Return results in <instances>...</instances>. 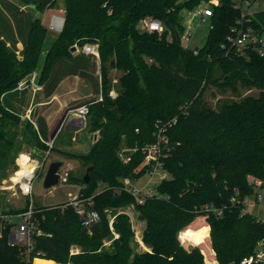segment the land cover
Instances as JSON below:
<instances>
[{
	"label": "trees",
	"instance_id": "trees-1",
	"mask_svg": "<svg viewBox=\"0 0 264 264\" xmlns=\"http://www.w3.org/2000/svg\"><path fill=\"white\" fill-rule=\"evenodd\" d=\"M209 1L63 0V27L49 49L44 42L47 30L37 19L29 24L21 59L0 37V171L23 123L4 98L36 69L42 52L39 85L50 78L55 63L73 56L70 47L97 44L101 85V100L89 103L85 125L89 133H98L97 140L85 154L65 153L86 165L88 181L83 174L70 176L69 183L81 188L82 197L91 198L89 208L100 220L86 227L70 206L34 207L37 228L44 234L33 237V249L26 253L25 246L8 243L11 224L2 223L0 264H31L34 258L61 264H204L208 235L196 244L202 250H187L178 237L198 216H205L218 264H240L264 242V222L242 214L243 199L256 193L248 178L260 180L264 188V53L247 49L241 54L227 43L240 19L236 0L210 4L208 32L196 53L181 46V11ZM56 2L36 0L35 5L52 9ZM147 17L160 21L164 31L139 30V21ZM249 18L243 23L264 33V11ZM110 69L122 73L114 99L108 94ZM207 86L236 96L239 89L259 92L212 108L203 98ZM173 119L165 132L169 152L161 160L168 177L155 187L157 194L138 204L120 180L147 172V166L135 172L143 161L141 149L155 142L158 122ZM23 130L48 151L29 120H24ZM122 144L137 149L128 162L118 156ZM130 206L144 222L141 241L148 250L137 251L130 217L117 211ZM205 206L222 212H204ZM106 210H114L111 224ZM14 213L13 208L4 211ZM73 247L78 252L71 254Z\"/></svg>",
	"mask_w": 264,
	"mask_h": 264
},
{
	"label": "rangeland",
	"instance_id": "rangeland-1",
	"mask_svg": "<svg viewBox=\"0 0 264 264\" xmlns=\"http://www.w3.org/2000/svg\"><path fill=\"white\" fill-rule=\"evenodd\" d=\"M35 1L36 0H0V37L4 39V41L7 43L11 50L16 52V55L20 59L22 58L21 54L24 49V42L28 33L30 22L37 19L40 21V24L46 28L47 33L44 42H46L47 44L46 49H49L51 47L49 45H51L55 37L60 33L58 29L62 25L61 22L59 27L56 29L55 27H53V20L54 18H64L63 0H57L56 6L52 9H37ZM180 15L182 17V24L186 25V20H189L188 11L182 10ZM208 28V18L204 22L199 21L197 17L193 18L192 25L189 29V33L191 35L189 47L191 49L196 50V48L201 47L204 44ZM86 46H93L94 48L96 47V51L98 53L97 44L85 45L82 47L73 45L69 49L73 56L70 57V59L62 58L57 63H55L50 78L44 83V85L41 86L38 84L37 81L40 76L41 65L44 60V55L46 51L42 52L41 56L38 59L39 64L36 69H34L30 74L27 75V77L23 81L19 83L17 89L15 90L16 92L7 95L4 98V103L18 114H21L25 107L28 108L33 104L32 108H36L33 120H42V118L39 116V113H41V110L43 108H48L49 105H52V103L48 102V98L46 97H48L49 94L60 90V81L62 79H67L66 83L73 88V91L65 95L63 94V98H56L55 103L60 104L63 101L67 100L68 106L71 107L64 110L61 116L55 120V123L58 124L64 115H66L67 119V116L71 114L70 110L72 108L81 104L90 103L84 102L85 100L92 98L97 99V96L100 94L101 89L99 88V62L97 61V58L95 56L88 55L84 52L83 49ZM73 47L75 48V51L72 52L71 48ZM121 74V72L115 69H110L108 71V78L111 85L109 93L111 90H114L115 97L116 95H118L119 92L118 78L119 76H121ZM61 91L62 87L60 92ZM17 92H21V94ZM93 92L95 94L92 95ZM258 92L259 91L255 89H239V96H236L231 92H226L222 94L218 92L216 88L212 86H207L203 92V98L208 106L215 108L218 103L223 100H238L246 96H257ZM34 95H36L35 99L33 98ZM98 100H101V98ZM43 102H48L46 103V105H44L45 107L41 106L40 104ZM20 118L23 123L24 120H27L25 118H22L21 116ZM23 123L19 127L21 131L19 132V135L17 137V142L15 143V146L9 154V157L5 166L3 167V170L0 171V215L4 214L6 205H9L16 211V213H14V222H19L23 219L22 216L29 206H32V208L53 206L68 201V195H74L77 192V188L68 185L61 186L59 185V183L52 188H44L43 181L47 168L52 162H61L63 165H66V160H73L69 159V156L66 155L65 152L62 153L59 151L61 150L62 146L68 147V149L73 152H69V154H85L89 151L91 145L98 138L97 132L89 133L86 128L80 130V132L76 134L73 133V131H66L62 127L53 139L54 145H52L50 149L48 148V151H44L42 148L38 147L35 142H31L30 138L28 139V134L25 133V130H23ZM37 124L42 126L39 121H37ZM164 125V121L158 122L157 126L155 125V131H157L159 128H162ZM40 126H38V128L42 129ZM53 129L51 130V132L53 131ZM46 137L47 136H44V139ZM46 141L48 142V140ZM33 149H35L37 152L40 151V153H33ZM135 151H137L136 148L127 149L125 145L123 146L122 144L120 149L118 150V156L123 162H128L130 160V155ZM23 154L26 155L29 159L33 158L32 160H36L39 163L42 159H46L43 170L41 169L40 174L38 172V176H36L32 182L31 198L22 196L19 193L17 186L13 184V178L21 170L19 169L21 167L17 164V160ZM45 156L47 157L45 158ZM73 164L75 165L76 169L70 173V176L80 178L83 174L85 176L87 172L86 165H82L78 160H74ZM142 166L143 164L140 163L136 168L135 172L140 170ZM126 180L129 181L128 190H130L131 193L133 192L134 195L132 196L134 197L135 201H141L143 203L146 197H150L157 194L155 187L162 180V174L161 171H155L152 175L145 173L138 179L136 177L129 176L122 178L120 181L123 184ZM256 181L260 180L256 179ZM255 185V191H262V194L264 195V188L260 189V186H258L257 184ZM103 188V185L99 186L96 192L101 191ZM247 210L248 213L255 216L258 220L264 222V202L253 203L252 205L247 206ZM117 211L129 214L128 216L130 217V220L132 222L133 230L135 232V238L139 237L138 228H140V225L144 227V222L141 221L138 227L139 221L137 220V215L135 214L133 206ZM113 212L114 210H106L107 217L109 218V220L112 219ZM202 217L205 218V216ZM189 225L187 227H189ZM179 234L178 237L180 238ZM200 236L192 238L194 245L203 240V237ZM180 240L179 241L184 246V248L189 250L188 246L191 244L183 243L181 238ZM197 247H199L200 250H202L203 248L202 245H197ZM136 249L137 251L145 250L143 247L140 248L139 244ZM146 250L148 249L146 248ZM77 252L78 248L75 247L70 250L71 254ZM34 259L31 264H34Z\"/></svg>",
	"mask_w": 264,
	"mask_h": 264
},
{
	"label": "built area",
	"instance_id": "built-area-1",
	"mask_svg": "<svg viewBox=\"0 0 264 264\" xmlns=\"http://www.w3.org/2000/svg\"><path fill=\"white\" fill-rule=\"evenodd\" d=\"M236 6L240 8L241 14L240 19L237 20V27L233 29L234 35L227 37V43L229 46L234 47L241 54L244 53L247 49H253L258 52L260 55L264 53V33L253 28L249 24H244L243 22H249L250 18L254 13L259 11H264V0H242L241 2L235 1ZM216 3L215 0H210L208 3L202 2L196 8L191 11H188L189 20H186V25L184 26V31L180 36V43L186 49H191L189 47V41L191 35L189 33L190 26L192 25L193 18L197 17L199 21L204 22L211 15L212 10L210 4ZM191 14V15H190ZM138 29L148 32H157L161 34L164 31L162 23L158 20L152 18H145L139 21ZM225 46V45H222ZM84 52L88 55L98 57L96 47L86 46L84 47ZM194 53L197 51L194 50ZM111 98L115 97L114 90H111L109 93ZM117 96V95H116ZM89 104H81L70 110V113L77 118H84L86 120V115L88 113ZM175 122V119L167 122L162 128H159L155 133V142L148 144L141 149L143 155V166H147L148 170L146 173L152 175L155 171H161L162 179L167 178L168 174L162 170L161 160L165 158L169 152L168 139L165 135L167 128ZM52 140L47 142V146L50 149L52 147ZM47 156H45L46 158ZM45 159L41 160L40 163L36 160L28 158V162L32 164V168L29 171H26V175H23L17 179H13V184L17 186L19 193L24 197L31 198L32 196V182L37 176V173L41 171L43 167V162ZM71 168L68 165H61L57 171L58 174V183L59 185H68L69 177L71 173ZM166 176V177H165ZM249 182L252 185L257 184L260 186L261 182L256 181L253 177L248 178ZM30 185V190L25 193L22 185ZM123 190L129 192L131 195H134L128 190L129 181L126 180L123 184ZM256 186V185H255ZM264 202V195L261 192H256L252 197H245L242 201L244 208L242 214L248 213L247 206L252 205L253 203ZM141 204V201L137 202ZM61 209H65L67 206L73 208L75 213L81 217L82 225L89 227L91 224L96 223L100 220L99 214L97 211L90 209L92 206L91 198L82 197L81 188L77 187V192L74 195H68V201L58 204ZM216 212L221 214V209H215L212 206H205L204 212ZM37 211L29 206L22 216V220L19 222H14L15 215H0V225L2 223L9 222L11 224V230L8 237V243L10 245H23L26 248V253H29L33 249V237L43 235V231L37 228V219L35 218V213ZM112 220H110L111 224ZM37 255H40V252H37ZM264 261V242H259L257 249L254 254L244 258L240 264H258L259 262Z\"/></svg>",
	"mask_w": 264,
	"mask_h": 264
},
{
	"label": "crops",
	"instance_id": "crops-1",
	"mask_svg": "<svg viewBox=\"0 0 264 264\" xmlns=\"http://www.w3.org/2000/svg\"><path fill=\"white\" fill-rule=\"evenodd\" d=\"M97 58V61L99 62V57H96ZM100 75V74H99ZM66 80L67 79H62L61 81H60V84H59V88H60V90H61V87H62V91L60 92V90H58V91H56V92H54V93H51V94H49L48 95V97H46V98H48V102H50V103H52V105H49L48 106V108H43L42 110H41V113H39V116L42 118V120H33V118H34V114H35V109L36 108H32V106H33V104L30 106V107H25L24 109H23V111L21 112V114H20V116L22 117V118H25V119H27V120H29L32 124H33V126H34V128H35V130L37 131V133H38V136H39V138H40V140L43 142V143H45L46 145H47V141L46 140H48V141H51V135H52V133H53V131H54V129L53 128H55V126L57 125V123H55V120L56 119H58L60 116H61V114H62V112L64 111V110H66L67 108H70L71 106H68V101L66 100V101H63L62 103H60V104H57V103H55L56 102V98H63L62 96H63V94L65 95V94H68V93H71L72 91H73V88L70 86V85H68L67 83H66ZM42 86V85H41ZM99 88H101V85H100V87ZM17 93H19V92H17ZM19 94H21V92L19 93ZM33 94V93H32ZM31 94V95H32ZM35 94H36V92H35ZM93 94H95L94 92L92 93V95ZM8 95H10V94H8ZM7 96V95H6ZM29 97H30V94H29ZM35 97H36V95H34V99H35ZM98 98L97 99H95V98H92V99H88V100H85L84 102H92V101H95V100H98V99H100L101 98V89H100V94L97 96ZM90 100V101H89ZM48 102H43V103H40L41 104V106H44V105H46V103H48ZM83 103V102H82ZM54 106H55V108H54ZM35 107V106H34ZM45 107V106H44ZM50 107V108H49ZM32 109V110H31ZM49 109H51V110H49ZM67 121H69V127L70 128H72V127H77V125L79 124V118H77V117H75V116H73L72 114H69L68 116H67V119H66ZM37 121H39L40 123H41V125L42 126H40V125H38L37 124ZM85 125H86V120H85ZM38 126H40L42 129H39L38 128ZM38 129H39V131H38ZM53 129V131L51 132V130ZM82 129H85V126H84V128H82ZM82 129H69V130H67V129H65L66 131H73V133H78V132H80V130H82ZM49 132H51V133H49ZM44 136H47L45 139H44ZM52 145H54V141L52 140ZM60 152H62V153H73V152H71V150H69L68 149V147H66V146H62V148H61V150H59ZM32 152L33 153H36V154H38V153H40V151H36L35 149H33L32 150ZM43 160V159H42ZM45 161H46V159H45ZM45 161L43 162V167L45 166ZM57 161H60V160H57ZM73 162H74V160H66V165H68L70 168H71V170L73 171V170H75L76 169V167H75V165L73 164ZM62 164V163H61ZM30 165H31V167H32V164L30 163ZM43 167H42V170H43ZM19 169H21V168H19ZM71 171V172H72ZM41 172L39 171V174H40ZM17 175V174H16ZM37 176H38V173H37ZM16 177V176H15ZM14 177V178H15ZM13 178V179H14ZM61 186H63V185H61ZM68 186H71V187H78V185H76V184H68ZM32 197V196H31ZM132 207V206H131ZM6 208H7V205H6ZM12 209V208H11ZM122 213H124V212H122ZM127 214V213H126ZM129 215V214H128ZM113 219H114V216L112 217V221H113ZM138 220V219H137ZM139 221V220H138ZM110 222V221H109ZM112 223V222H111ZM140 223H141V221H139L138 222V227H139V225H140ZM201 223L203 224L204 223V225H206L207 227H209L208 225H207V223L205 222V218L204 217H202V216H200V217H197L190 225H189V227H192L193 229H196L197 227H198V225H201ZM143 228L144 227H142L141 225H140V228H138V235H139V237H136L135 238V241L139 244V247L141 248V247H143L145 250H146V248H145V246L143 245V243H142V241H141V234H142V230H143ZM208 234H209V230H208ZM191 244V243H190ZM191 245H193V247H196L197 245H194V244H191ZM205 251H206V253H207V258L208 259H206V257L204 258V264H205V262H206V260L208 261V263L209 264H218L217 263V261H216V259H215V255H214V253H213V251H212V249H211V246H210V240H209V235H208V240H207V243H206V247H205ZM34 260H43V261H48V262H53V261H50V260H45V259H38V258H35Z\"/></svg>",
	"mask_w": 264,
	"mask_h": 264
},
{
	"label": "water",
	"instance_id": "water-1",
	"mask_svg": "<svg viewBox=\"0 0 264 264\" xmlns=\"http://www.w3.org/2000/svg\"><path fill=\"white\" fill-rule=\"evenodd\" d=\"M64 23V18H62V25L59 28V31H61L62 26ZM71 51H75V48H71ZM91 103V102H90ZM89 104V103H87ZM85 126V120L84 118H79V124L77 125V127H69V121L66 120V115H64L61 120L59 121V123L57 124V126L55 127L52 135H51V140L54 139L55 135L57 134V132L63 127L64 129H82ZM61 166V162H52L49 164L45 177H44V181H43V186L46 189L52 188L54 187L56 184H58V174L57 171ZM84 182L86 183L88 181V174L86 173L84 176ZM7 209L8 211H11V207L9 205H7ZM189 250H191L193 248V246L189 245ZM55 264H61V263H55Z\"/></svg>",
	"mask_w": 264,
	"mask_h": 264
},
{
	"label": "bare ground",
	"instance_id": "bare-ground-1",
	"mask_svg": "<svg viewBox=\"0 0 264 264\" xmlns=\"http://www.w3.org/2000/svg\"><path fill=\"white\" fill-rule=\"evenodd\" d=\"M61 22H62V18L61 19L60 18H54L53 27H55L57 29ZM24 156H26V155L23 154V155H21V157L19 159L17 158L18 159L17 160V164L21 167V170L26 172V171H29L31 169V165L28 162V157L26 156L27 159H24L23 158ZM200 235L202 237L204 235H206V236L208 235V227L206 225H204V223L203 224L201 223V225H198V227L196 229H193L192 227H187L186 229H184L179 234V236L182 239L183 243H191V244H194L192 238L200 236ZM34 264H55V263L54 262L43 261V260H34Z\"/></svg>",
	"mask_w": 264,
	"mask_h": 264
},
{
	"label": "clouds",
	"instance_id": "clouds-1",
	"mask_svg": "<svg viewBox=\"0 0 264 264\" xmlns=\"http://www.w3.org/2000/svg\"><path fill=\"white\" fill-rule=\"evenodd\" d=\"M24 159H27L26 156L23 157ZM27 173H25L23 170H21L20 172L17 173L15 179L19 180V178L23 175H26ZM22 188L24 190L25 193H27L30 190V185L28 184H23Z\"/></svg>",
	"mask_w": 264,
	"mask_h": 264
}]
</instances>
